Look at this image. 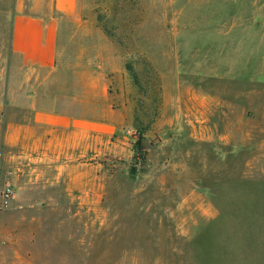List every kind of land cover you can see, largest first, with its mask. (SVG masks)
<instances>
[{
	"label": "rangeland",
	"instance_id": "1",
	"mask_svg": "<svg viewBox=\"0 0 264 264\" xmlns=\"http://www.w3.org/2000/svg\"><path fill=\"white\" fill-rule=\"evenodd\" d=\"M14 3L0 0L2 69L1 20ZM81 5L114 36L105 34L123 78L108 75L109 103L117 108L123 95L129 118L104 154L84 159L92 166L87 200L62 184L27 194L11 185L0 264H264V21L260 41L238 33L244 20L264 19V0ZM230 17L235 24L211 25ZM238 42L251 53L259 45L261 55L232 56ZM144 61L160 78L162 102L138 149L134 110L141 102L146 113L153 95L138 92L124 64L134 62L144 83Z\"/></svg>",
	"mask_w": 264,
	"mask_h": 264
},
{
	"label": "crops",
	"instance_id": "2",
	"mask_svg": "<svg viewBox=\"0 0 264 264\" xmlns=\"http://www.w3.org/2000/svg\"><path fill=\"white\" fill-rule=\"evenodd\" d=\"M82 10L81 0H15L11 21L1 20L8 53L0 65V185L19 194L62 184L67 195L77 190L87 200L92 166L84 159L104 154L108 136L129 118L123 95L113 108L107 92L108 75L123 78L120 55ZM225 21L236 23L230 17L211 25ZM262 21L238 23L245 42L259 36ZM237 45L232 56L261 55L259 45L252 53ZM3 211L0 228H8Z\"/></svg>",
	"mask_w": 264,
	"mask_h": 264
},
{
	"label": "trees",
	"instance_id": "3",
	"mask_svg": "<svg viewBox=\"0 0 264 264\" xmlns=\"http://www.w3.org/2000/svg\"><path fill=\"white\" fill-rule=\"evenodd\" d=\"M97 22L99 23L100 27L104 31V33L110 37L113 38L114 36L107 30V28L101 24L102 20L101 18H97ZM118 43L121 45V42L118 41ZM134 62H125L124 69L129 74L133 86L138 90V92L145 96L148 94L149 91L152 93V101L150 104L149 109H147L146 113H143L141 110V102H138V106L134 110V122H133V128L134 131H136L135 137H136V148L139 149L141 146L143 140H144V134L151 128L152 124L155 122L156 118L158 117L160 108H161V102H162V88H161V82L158 74L156 71L153 70V68L148 64V62L144 61L142 62L143 65L146 67L144 68L145 76L147 79L144 83L140 80L139 73L134 68ZM146 97V96H145Z\"/></svg>",
	"mask_w": 264,
	"mask_h": 264
},
{
	"label": "built area",
	"instance_id": "4",
	"mask_svg": "<svg viewBox=\"0 0 264 264\" xmlns=\"http://www.w3.org/2000/svg\"><path fill=\"white\" fill-rule=\"evenodd\" d=\"M14 198V190L10 183L0 185V211L9 207Z\"/></svg>",
	"mask_w": 264,
	"mask_h": 264
}]
</instances>
